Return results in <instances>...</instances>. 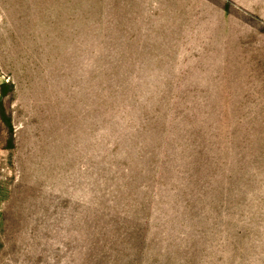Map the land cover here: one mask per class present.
Here are the masks:
<instances>
[{
    "label": "rangeland",
    "instance_id": "374dc122",
    "mask_svg": "<svg viewBox=\"0 0 264 264\" xmlns=\"http://www.w3.org/2000/svg\"><path fill=\"white\" fill-rule=\"evenodd\" d=\"M0 264H264V0H0Z\"/></svg>",
    "mask_w": 264,
    "mask_h": 264
}]
</instances>
